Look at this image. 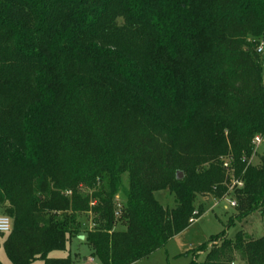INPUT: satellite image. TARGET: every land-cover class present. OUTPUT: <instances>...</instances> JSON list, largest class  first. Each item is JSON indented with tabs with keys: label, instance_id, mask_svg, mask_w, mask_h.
Returning <instances> with one entry per match:
<instances>
[{
	"label": "trees",
	"instance_id": "obj_1",
	"mask_svg": "<svg viewBox=\"0 0 264 264\" xmlns=\"http://www.w3.org/2000/svg\"><path fill=\"white\" fill-rule=\"evenodd\" d=\"M261 40L264 0H0V208L12 223L0 236L10 264H73L48 254L80 233L77 214L89 210L84 240L100 264L162 247L202 214L198 194H232L230 223L263 213L264 156L248 160L264 136ZM8 104L14 123L3 127ZM126 171L124 229H114ZM81 186L94 188L91 208ZM164 189L170 208L154 196ZM236 259L264 264V234L212 235L188 264Z\"/></svg>",
	"mask_w": 264,
	"mask_h": 264
},
{
	"label": "rangeland",
	"instance_id": "obj_2",
	"mask_svg": "<svg viewBox=\"0 0 264 264\" xmlns=\"http://www.w3.org/2000/svg\"><path fill=\"white\" fill-rule=\"evenodd\" d=\"M262 59V79L264 80V48L261 53ZM14 104L7 105V108L2 109L3 127L13 126V117L15 114ZM259 156H264V136H260V141L257 145H253V151L248 159L252 164L259 163ZM152 163H150L151 165ZM161 173V174H160ZM156 172L157 177L166 179L167 176L162 172ZM129 174L124 172L120 177V188L114 194L112 199L115 224L114 229H124V223L120 219L121 209L124 205L123 189L127 187ZM230 187V186H229ZM81 194L88 196L89 208L95 203V199H91L93 187H80ZM61 193L69 195L68 191ZM38 195V193L36 192ZM155 198L163 207H172L174 205L173 195L167 189L160 190L154 193ZM46 199V195H42ZM233 199V195L229 194L225 197L216 199L212 195H196L195 206L202 205V214L190 223L185 229L172 236L162 247L154 251L145 258L138 260L132 264H188L193 259V252L202 244L207 243L212 235L224 233L226 237H233L234 234L241 230L246 236L260 237L264 234V212L257 211L249 214L245 218L239 220L234 219L233 223L229 222V218L234 214V207L230 206L229 201ZM7 205V203L5 204ZM0 214L3 212L0 208ZM95 214L90 210L84 213H78L77 219L80 223L79 230L76 236L72 237L67 243L64 250L51 251L50 257H69L73 264H100L98 258L92 255L91 247L84 240L85 231L93 227V219ZM3 238L0 236V262L2 264H10L3 246ZM204 258L203 253L197 254V260L201 261ZM32 264H43L41 260H35ZM234 264H241L240 260L236 259Z\"/></svg>",
	"mask_w": 264,
	"mask_h": 264
},
{
	"label": "built area",
	"instance_id": "obj_3",
	"mask_svg": "<svg viewBox=\"0 0 264 264\" xmlns=\"http://www.w3.org/2000/svg\"><path fill=\"white\" fill-rule=\"evenodd\" d=\"M263 48H264V41L261 40L259 42L257 48H256V52L261 54L262 51H263ZM262 86L264 88V80H262ZM259 141H260V136H255L253 138V140H252V144L253 145H257L259 143ZM223 165L226 166L227 163L224 162ZM234 185L235 186H240L241 185V182L240 181H235V180L232 181V183H231V185L229 187V191L232 190V188H233ZM229 204H230V206H233L234 207L235 206V201L232 199V200L229 201ZM11 225H12V223H11L10 217L7 216V215H5V214H0V233H7V232H9L10 229H11Z\"/></svg>",
	"mask_w": 264,
	"mask_h": 264
},
{
	"label": "water",
	"instance_id": "obj_4",
	"mask_svg": "<svg viewBox=\"0 0 264 264\" xmlns=\"http://www.w3.org/2000/svg\"><path fill=\"white\" fill-rule=\"evenodd\" d=\"M182 177V173L180 171L176 172V178L180 179Z\"/></svg>",
	"mask_w": 264,
	"mask_h": 264
}]
</instances>
